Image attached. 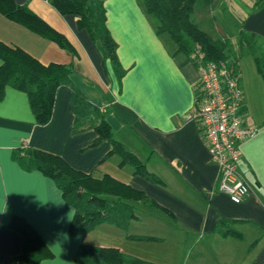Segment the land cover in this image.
<instances>
[{
  "label": "crops",
  "instance_id": "crops-1",
  "mask_svg": "<svg viewBox=\"0 0 264 264\" xmlns=\"http://www.w3.org/2000/svg\"><path fill=\"white\" fill-rule=\"evenodd\" d=\"M14 1L64 34L74 51L1 12L0 41L45 65L72 64L74 72L71 83L57 90L46 125L37 124L26 92L7 86L0 100V264H11L21 253L20 235L6 228L15 216L33 226L53 252L40 264H78L83 244L116 248L151 264H264V80L254 56L241 57L238 65L245 117L258 129L240 145L239 168L251 193L242 203H234L218 190L219 167L190 116L199 92V70L190 56L177 52L168 34L157 33L158 20L146 12L143 0H102L107 27L117 43L120 76L89 31L79 26L77 15H62L50 0ZM255 2L240 29L264 38V6L255 9ZM195 21L215 38L238 37L239 31H229L223 21L218 32ZM71 85L102 108L114 138L160 182L135 174L129 164L121 166L118 155L103 160L112 144L105 140L93 145L95 129L73 133ZM24 146L57 154L95 177L108 174L143 191L161 209L138 210V218L126 230L104 222L86 234L71 235L75 208L52 178L39 170L27 171L13 159V150ZM222 219L228 228L219 227ZM226 229L240 236L223 234ZM129 235L158 240H133Z\"/></svg>",
  "mask_w": 264,
  "mask_h": 264
},
{
  "label": "trees",
  "instance_id": "trees-1",
  "mask_svg": "<svg viewBox=\"0 0 264 264\" xmlns=\"http://www.w3.org/2000/svg\"><path fill=\"white\" fill-rule=\"evenodd\" d=\"M211 5L214 0H203ZM62 14L79 17L81 28L89 31L103 57L109 59L121 75L117 57V43L107 27L106 8L102 0H50ZM197 0H143L148 14L158 20L157 33L168 34L177 45V52L193 54L199 50L206 61L225 62L238 70L244 49L254 56L258 72L264 80V38L251 37L240 29L237 45L228 37H213L203 30L193 17ZM264 6V0H256L254 8ZM0 12L6 17L26 26L30 30L51 39L61 47L74 51L67 37L51 27L39 15L25 5L14 0H0ZM0 100L7 86L26 92L29 96L37 124L46 125L51 121L57 90L70 84L74 72L72 64L50 63L45 65L20 48L10 47L0 41ZM120 70V72L118 71ZM73 87V111L75 121L73 133L93 128L98 136L93 145L108 140L112 149L105 159L112 155L120 157V165H131L135 174L152 182H160L155 174L148 171L145 163L114 138L102 108L89 101L75 86ZM13 159L27 171L39 170L52 178L62 190L64 199L75 208V215L69 234H86L99 224L108 222L129 227L131 220L138 218L137 211L161 207L143 191L105 174L95 177L92 173L77 170L63 157L32 147H18L13 150ZM222 219L219 227H227ZM20 235L21 253L11 259V264H40L44 259L54 256L41 235L24 218L15 216L6 226ZM228 228V227H227ZM223 234L240 236V233L226 229ZM133 240H158L156 237L129 235ZM78 264H151L142 259L129 256L119 249L83 244L79 248Z\"/></svg>",
  "mask_w": 264,
  "mask_h": 264
},
{
  "label": "built area",
  "instance_id": "built-area-1",
  "mask_svg": "<svg viewBox=\"0 0 264 264\" xmlns=\"http://www.w3.org/2000/svg\"><path fill=\"white\" fill-rule=\"evenodd\" d=\"M193 62L200 73V86L190 116L198 124L211 160L219 167L218 190L234 203H242L251 187L239 168L240 145L258 129L245 117L240 72L225 62L206 61L199 50L193 54Z\"/></svg>",
  "mask_w": 264,
  "mask_h": 264
},
{
  "label": "rangeland",
  "instance_id": "rangeland-1",
  "mask_svg": "<svg viewBox=\"0 0 264 264\" xmlns=\"http://www.w3.org/2000/svg\"><path fill=\"white\" fill-rule=\"evenodd\" d=\"M253 2L254 0H216L213 5L209 6L203 0H197L193 17L200 20L202 26L211 32H218L221 27L220 21H223L224 26L236 34L241 28L243 17L252 9ZM230 39L238 47L237 37ZM251 56L252 53L248 49H244L242 57Z\"/></svg>",
  "mask_w": 264,
  "mask_h": 264
}]
</instances>
